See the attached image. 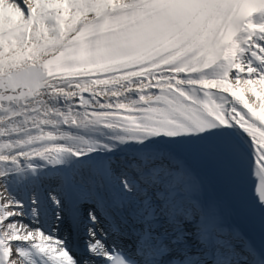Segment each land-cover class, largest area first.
Segmentation results:
<instances>
[{
	"label": "snow or ice",
	"instance_id": "obj_1",
	"mask_svg": "<svg viewBox=\"0 0 264 264\" xmlns=\"http://www.w3.org/2000/svg\"><path fill=\"white\" fill-rule=\"evenodd\" d=\"M0 183V264H264V0H0Z\"/></svg>",
	"mask_w": 264,
	"mask_h": 264
},
{
	"label": "rangeland",
	"instance_id": "obj_2",
	"mask_svg": "<svg viewBox=\"0 0 264 264\" xmlns=\"http://www.w3.org/2000/svg\"><path fill=\"white\" fill-rule=\"evenodd\" d=\"M0 190H1V192H2V190L4 191V186L2 183H0Z\"/></svg>",
	"mask_w": 264,
	"mask_h": 264
},
{
	"label": "bare ground",
	"instance_id": "obj_3",
	"mask_svg": "<svg viewBox=\"0 0 264 264\" xmlns=\"http://www.w3.org/2000/svg\"><path fill=\"white\" fill-rule=\"evenodd\" d=\"M0 192H1V190H0ZM2 192H3V190H2ZM5 195H7V193H5ZM226 222H227V221H226ZM227 223H228V222H227ZM83 237H84V236L81 234V238H82V239H83Z\"/></svg>",
	"mask_w": 264,
	"mask_h": 264
}]
</instances>
